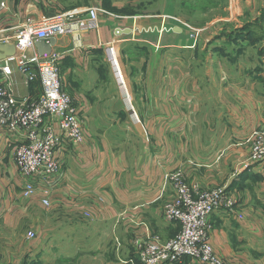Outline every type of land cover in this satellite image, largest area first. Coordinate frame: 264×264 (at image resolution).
<instances>
[{
    "label": "crops",
    "instance_id": "obj_1",
    "mask_svg": "<svg viewBox=\"0 0 264 264\" xmlns=\"http://www.w3.org/2000/svg\"><path fill=\"white\" fill-rule=\"evenodd\" d=\"M187 2L0 0V33H13L27 18L98 10L88 29L54 37L52 51L62 54V88L84 127L80 144L63 142L56 151L61 173L55 183L39 181L38 191L24 197L15 165L23 139L0 130V228L26 232L29 251L49 233L55 216L82 215L89 221V240L98 233L107 240L112 231L123 249L133 250L135 262V239L157 235L167 241L176 234L178 224L166 222L162 211L173 193L169 177L180 174L201 190L236 191L231 212L209 217L211 246L227 264H264V211L257 207L264 201V161L245 167L252 135L264 126V76L246 64L223 71L221 61H234L227 50L234 53L248 41L243 26L229 34L208 31L193 42L178 14ZM229 8L231 18L243 14L244 23L264 30V0H233ZM209 61L218 65L216 77L200 76L197 68ZM12 69V105L36 99L38 78L27 81ZM6 83L0 71V87ZM103 259L58 257L63 261L54 264Z\"/></svg>",
    "mask_w": 264,
    "mask_h": 264
},
{
    "label": "built area",
    "instance_id": "obj_2",
    "mask_svg": "<svg viewBox=\"0 0 264 264\" xmlns=\"http://www.w3.org/2000/svg\"><path fill=\"white\" fill-rule=\"evenodd\" d=\"M0 6L4 5L1 3ZM97 11L74 9L41 19L27 18L13 33H0V44H11L15 50L14 55L0 60V71L7 79V83L0 87V130L23 139L16 151L15 165L24 180V197L38 191L39 181L53 184L59 178L61 171L56 151L63 142L78 145L84 138L83 121L62 88L59 71L62 54L51 51L40 56L35 41L88 29L97 20ZM83 14H86L85 19L80 18ZM197 33L194 30L190 36L193 42ZM13 67L27 81L38 78L41 93L36 99L22 98L12 105L10 77ZM263 161L264 126L252 135L245 167ZM169 181L173 193L163 206L162 216L166 222L178 224V231L167 241L157 235L144 241L135 239L136 260L128 261L129 264H177L184 259L198 264H227L211 246L209 217L216 211L231 212L239 200L236 191L228 188L201 190L188 184L180 174L171 175ZM42 204L47 205L48 201L43 199ZM28 237L33 238L34 234L28 233Z\"/></svg>",
    "mask_w": 264,
    "mask_h": 264
},
{
    "label": "rangeland",
    "instance_id": "obj_3",
    "mask_svg": "<svg viewBox=\"0 0 264 264\" xmlns=\"http://www.w3.org/2000/svg\"><path fill=\"white\" fill-rule=\"evenodd\" d=\"M216 1L219 2L218 6L212 8L211 5L215 4ZM232 1L233 0H188L183 9H179L178 14L185 23V30L187 32L197 31V37L199 38L208 31H216L219 33L223 31L229 34V32H232L235 25H237V27H235L237 29L241 26L245 27L251 25L252 39L245 42L246 45H243L244 42H241L234 53H229L230 49L227 50L228 55H230L234 61L229 62L226 59L221 61L219 66L223 71L226 70L227 72L230 69L233 71L235 65L243 66L246 64L252 67H259L261 68V72L258 76L260 78L264 76V38L261 39V36H264V30L258 24L244 23V18H242L243 14L240 16L241 18H231L229 6ZM205 4L207 5L205 9H203ZM195 11L203 15H195L193 13ZM221 17H227L228 21L217 22ZM208 21H210V23L207 24L206 22ZM205 23L211 25L207 27ZM209 63L208 66L202 64L197 68V72L200 76L206 77L210 75L211 77H216L213 75L217 72L218 65H216L214 61H209ZM239 69L241 70L242 68ZM238 72L243 75L242 71ZM204 98L207 99V96ZM209 123L212 124L211 121ZM257 207L264 211V201L257 204ZM55 218L49 233L45 231L43 233L44 235L39 237L36 244L33 245L34 252L29 251L27 248L29 242L26 239V232L15 230L12 233H8L4 231L3 228H0V264H54L58 260V257L72 258L75 256H84L89 258V255L104 256L107 259V261L103 259L94 264H126L125 262L128 259L134 260L132 254L133 250L131 251L129 248L123 249L124 245L122 242L118 241L114 232H110V237L107 240L101 239L100 233H98L97 238L89 240V221H83L82 215L80 217L55 216ZM60 261L63 260H58L57 262ZM67 262L70 263L71 261Z\"/></svg>",
    "mask_w": 264,
    "mask_h": 264
},
{
    "label": "water",
    "instance_id": "obj_4",
    "mask_svg": "<svg viewBox=\"0 0 264 264\" xmlns=\"http://www.w3.org/2000/svg\"><path fill=\"white\" fill-rule=\"evenodd\" d=\"M129 31L126 30L125 33ZM55 38L50 37L48 39H38L35 41V49L37 53L42 55H48L52 51V47L55 45ZM15 53L14 46L11 44H0V60L7 56H11Z\"/></svg>",
    "mask_w": 264,
    "mask_h": 264
},
{
    "label": "trees",
    "instance_id": "obj_5",
    "mask_svg": "<svg viewBox=\"0 0 264 264\" xmlns=\"http://www.w3.org/2000/svg\"><path fill=\"white\" fill-rule=\"evenodd\" d=\"M215 2V1H214ZM218 4H219V2H217L216 1V3L215 4H213V5H211V7L213 8V7H217L218 6ZM206 5L207 4H205V6L203 7V9H205V7H206ZM196 6H198V5H196ZM195 6V7H196ZM201 11H206V10H201ZM258 25H260V24H258ZM251 25H247V26H243L242 28H241V31H243V36H244V38H245V34H246V36L248 37V41H250L251 39H252V29H251V27H250ZM256 26V25H255ZM263 34V33H262ZM136 264H139L138 262H136Z\"/></svg>",
    "mask_w": 264,
    "mask_h": 264
}]
</instances>
